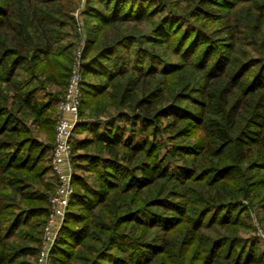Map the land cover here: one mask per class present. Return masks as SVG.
<instances>
[{"label":"trees","instance_id":"trees-1","mask_svg":"<svg viewBox=\"0 0 264 264\" xmlns=\"http://www.w3.org/2000/svg\"><path fill=\"white\" fill-rule=\"evenodd\" d=\"M97 1L102 7L95 6ZM184 1L197 19L216 5ZM242 1L251 0H233L222 14ZM114 2L90 0L85 12L79 116L107 126L92 128L93 137L73 148L74 193L51 252L53 264H101L115 249L124 257L113 264H161L167 257L176 264H264L260 241L240 233L252 231L241 221L249 210L243 202L256 206L264 186V2L253 24H238L243 38L234 42V47L246 46L250 38L248 46L259 56L244 51L241 57L232 53L228 61L220 58L200 91L201 101L195 102L198 110L178 105L180 92L174 93L176 85L168 79L174 72L165 62H159L161 70L139 67L153 57L141 46L143 39L171 40L162 30L165 19L153 23V13H136L135 7L127 10ZM76 5V0L0 2V264L28 255L32 249L20 244L38 243L48 216L55 189L50 175L53 127L70 76ZM144 23L153 27L148 35L140 30ZM131 24L135 27H124ZM232 26L228 21L223 32L237 40ZM195 30L208 45L205 33ZM127 42L138 43L137 48ZM102 117L107 120L99 121ZM162 120L169 121L164 125ZM86 124L76 125L71 143ZM170 129L184 140L164 157L158 136ZM42 134L47 143L39 139ZM196 134V142H186V136ZM91 146L97 153H79ZM79 171L96 174L94 183ZM166 183L164 195L150 197ZM181 187L199 197L198 205L184 200ZM153 208L159 211H149ZM179 248L183 254L176 259Z\"/></svg>","mask_w":264,"mask_h":264},{"label":"rangeland","instance_id":"rangeland-1","mask_svg":"<svg viewBox=\"0 0 264 264\" xmlns=\"http://www.w3.org/2000/svg\"><path fill=\"white\" fill-rule=\"evenodd\" d=\"M3 0H0V2ZM90 0H76L77 5L73 9L71 15L74 18V24L75 29L74 34L77 35L75 41V46L73 47V52L70 57L71 63L69 64L70 68V74L72 69L75 66L76 62H79L81 65V60H77V53L78 51H82L83 47L85 46V39L86 35L88 34L86 22L89 18H87L85 12L87 9V4ZM117 3H120L122 8L131 9L132 7H135L136 13H153L151 16L153 23L161 22L162 19H165V25L162 28L164 32H168V34L172 35L171 40L163 43H157V42H149L146 39H143L141 41V46L144 48H149V51L151 54H153V57L151 59L146 58L145 64H140V69L145 70H161L164 69V66L162 67L159 62H165V66H168L166 69L174 72V76L168 78L170 82L175 83L176 88L174 93L177 95L179 102V106L181 107H188L190 110L196 109L198 110V105L195 106L196 101H201V95L200 91L205 83H207V80L211 78L212 69H216L214 67V64L217 63V61L222 59H226V61L229 60V56H231L232 53H234L237 57H241L242 53L244 51H248L250 56H259V52L256 50L254 46H248L250 43V38L246 42V46H241L240 43H237L234 47V42L241 40L243 36L240 33L239 25L241 23L249 25V23L254 22V16L256 15L257 11L256 8L264 2V0H256V1H249L245 2H237L234 6V9L232 8L231 11H229L226 14L227 11H225L227 8H229L233 0H212L214 4L209 8V10L206 12L207 17H202L200 19L195 18L194 13L192 12V7H190V2H185L184 0H113ZM114 2V3H115ZM113 5V4H112ZM96 7H102V4H100L98 1L95 2ZM165 8V11H161L158 9ZM157 9V10H156ZM160 11V12H159ZM225 11V12H224ZM171 12V13H170ZM174 13V14H173ZM190 13V14H189ZM171 15V16H170ZM183 17V19H181ZM97 20L96 18H92V21L95 22ZM98 21V20H97ZM230 21V24H232L233 28V35L237 40H231V37L229 34H225L223 32V26L225 23ZM198 27L202 32H204L207 36V42L208 45L202 44L204 42L203 36L198 37V35L201 33L197 30H195V27ZM125 28L130 29L135 27L133 24L124 26ZM129 27V28H128ZM153 27L149 23H144L142 25V28L140 30L142 33L149 34L150 30ZM167 36V35H166ZM164 39V36L162 37ZM71 38H67L64 40L63 45H67L72 41ZM127 45H133L134 48H137L138 43H132L127 42ZM121 51V50H119ZM71 52V50H70ZM110 55V54H108ZM206 55L210 56L208 62H204L203 59L206 57ZM145 57V56H144ZM214 57H217L218 59H214ZM153 58H155V61H152ZM193 64V65H192ZM172 65V66H171ZM196 65V66H195ZM199 65H202V70L198 68ZM223 66V65H222ZM81 69V68H80ZM217 73L218 70H215ZM83 77V75H82ZM158 79L160 81H164L167 79L163 78V76H159ZM69 80V79H68ZM147 81H154L152 78L148 77L145 79ZM184 87V91H178L180 88ZM226 88V86H225ZM178 91V92H177ZM65 93V92H63ZM174 94V96H175ZM64 95V94H63ZM173 96V97H174ZM113 113L115 112L112 110ZM55 125L53 127V141H52V150L54 145V138H55V129H56V121L58 116V106L57 111L55 115ZM107 118L102 117L99 121H105ZM93 120L90 117H84L80 118V123H90L86 124V126H82L78 128L74 132V137L72 139V149L74 148L75 144L79 141H83L85 139H90L93 137L91 135V129L92 128H99L100 130L103 129V127L107 126L102 123H98L96 125L93 124ZM169 120H162L163 124L165 125ZM77 124V125H78ZM87 127V128H84ZM257 131V130H256ZM200 134H196L193 136H186V142L194 143L198 140ZM159 139L161 143V147H163L162 156L166 157L167 155H171L172 151L174 150V145L178 143H182L181 141L184 140L182 137H178V132L176 130L170 129L169 131L159 133ZM39 139L43 143H47V136L42 134L40 135ZM171 139V141L169 140ZM85 152H93L97 153V150L94 146H91L86 151H80L79 153H85ZM52 155V153H51ZM74 151L72 152L71 157V168L72 171L74 170V157H75ZM51 162V161H50ZM79 174L85 177L88 181L91 183H94L96 174L88 173L79 171ZM54 177V175L51 173ZM260 177L264 180V172H260ZM53 183L55 184L56 188V178H53ZM167 183L161 187L160 189H155L156 191L150 195V197H157L158 192H161L159 195H164V192L166 190ZM192 188L191 184L186 185V188ZM185 188V187H184ZM183 187L179 188V191L186 193V191H183ZM162 190V191H159ZM196 192H199L197 188H194ZM55 191V189H54ZM53 191V192H54ZM51 193V195L53 194ZM261 195L259 198L255 199V205L254 207H249V203L247 201H244L243 204L248 207L247 214L243 215L241 217L242 223H244L247 226H251L252 231H247L242 229L243 232L241 235L250 234L253 235V237L257 238L262 244V249L264 248V209L260 207H264V186L260 189ZM50 195V196H51ZM199 195V194H198ZM159 197V196H158ZM199 197L191 196L187 194L186 197H184V200L187 199L191 201L192 205H198L197 199ZM152 198H148L147 203ZM182 200V201H184ZM181 201V202H182ZM183 203V202H182ZM69 207V206H68ZM49 209V205H48ZM68 211V209H67ZM66 211V214H67ZM149 211L158 212V209H150ZM65 214V217H66ZM61 225V228L59 232L56 235V240H54L53 248L55 247L57 243V239L59 237L60 231L62 227L64 226V221ZM47 221V217H45V221L42 225L41 233L38 237V243L34 242H22L20 245H25L28 247L30 252L26 256H17L14 260V264H42L40 262V253L43 251V244L46 242L45 240V223ZM184 229V228H183ZM182 229V232L184 230ZM157 231V230H154ZM152 232V235H156L155 232ZM136 235H139L140 232H133ZM162 237L163 234L157 233L156 236ZM155 239H158L155 238ZM20 241V240H19ZM183 249L179 248L175 251L176 259L180 258L182 256ZM34 253V254H32ZM115 257V258H114ZM124 257L119 250L115 249L108 260H103L101 264H113L114 262L119 261V258ZM185 256H183L181 259H184ZM110 259H113V262H110ZM178 261L173 260V258H164L161 264H176ZM48 264H53L51 254L48 261ZM119 264V263H116Z\"/></svg>","mask_w":264,"mask_h":264},{"label":"built area","instance_id":"built-area-1","mask_svg":"<svg viewBox=\"0 0 264 264\" xmlns=\"http://www.w3.org/2000/svg\"><path fill=\"white\" fill-rule=\"evenodd\" d=\"M82 51H78L80 61ZM83 77L80 63L76 62L71 71L65 93L58 103L54 145L51 155V171L56 178L55 191L49 198V209L45 223L44 248L40 253V262L48 264L53 243L63 223L70 200L74 193L73 171L71 168V137L76 125L80 122V106Z\"/></svg>","mask_w":264,"mask_h":264}]
</instances>
